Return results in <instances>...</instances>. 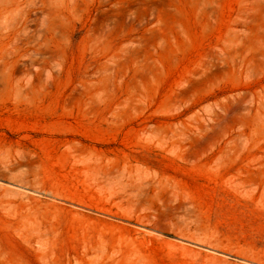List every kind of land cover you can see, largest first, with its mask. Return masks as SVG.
Returning <instances> with one entry per match:
<instances>
[{
    "label": "rangeland",
    "instance_id": "rangeland-1",
    "mask_svg": "<svg viewBox=\"0 0 264 264\" xmlns=\"http://www.w3.org/2000/svg\"><path fill=\"white\" fill-rule=\"evenodd\" d=\"M69 10L0 56V264H264V0Z\"/></svg>",
    "mask_w": 264,
    "mask_h": 264
},
{
    "label": "bare ground",
    "instance_id": "bare-ground-1",
    "mask_svg": "<svg viewBox=\"0 0 264 264\" xmlns=\"http://www.w3.org/2000/svg\"><path fill=\"white\" fill-rule=\"evenodd\" d=\"M74 2L76 0H0V56H38L41 59L52 56L48 34L55 21L63 19V12H70ZM12 64L10 59L0 58V87L2 83L6 85Z\"/></svg>",
    "mask_w": 264,
    "mask_h": 264
}]
</instances>
